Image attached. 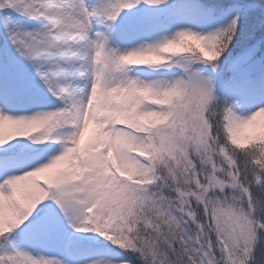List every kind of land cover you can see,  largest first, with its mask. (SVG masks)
Here are the masks:
<instances>
[{
  "label": "snow or ice",
  "instance_id": "snow-or-ice-1",
  "mask_svg": "<svg viewBox=\"0 0 264 264\" xmlns=\"http://www.w3.org/2000/svg\"><path fill=\"white\" fill-rule=\"evenodd\" d=\"M0 264H264V0H0Z\"/></svg>",
  "mask_w": 264,
  "mask_h": 264
},
{
  "label": "rangeland",
  "instance_id": "rangeland-1",
  "mask_svg": "<svg viewBox=\"0 0 264 264\" xmlns=\"http://www.w3.org/2000/svg\"><path fill=\"white\" fill-rule=\"evenodd\" d=\"M260 119H261V118H258V121H257L258 123L260 122Z\"/></svg>",
  "mask_w": 264,
  "mask_h": 264
}]
</instances>
